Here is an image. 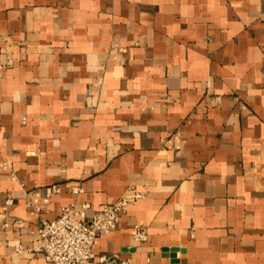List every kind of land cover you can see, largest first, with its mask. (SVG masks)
Instances as JSON below:
<instances>
[{
    "label": "crops",
    "instance_id": "obj_1",
    "mask_svg": "<svg viewBox=\"0 0 264 264\" xmlns=\"http://www.w3.org/2000/svg\"><path fill=\"white\" fill-rule=\"evenodd\" d=\"M133 193L96 258L264 264V0H0V264Z\"/></svg>",
    "mask_w": 264,
    "mask_h": 264
},
{
    "label": "built area",
    "instance_id": "obj_2",
    "mask_svg": "<svg viewBox=\"0 0 264 264\" xmlns=\"http://www.w3.org/2000/svg\"><path fill=\"white\" fill-rule=\"evenodd\" d=\"M78 192V188L73 191ZM142 197V193L122 195L114 203L104 204L91 216L87 214V203L74 202L63 207L57 217L39 224L35 251L43 255L47 264H108L106 256L95 257L93 248L96 239L114 230L128 206ZM11 204V199L5 203L6 206ZM133 240L138 243L147 240L141 225L134 227ZM19 250L20 247L17 248ZM120 264L127 262L122 261Z\"/></svg>",
    "mask_w": 264,
    "mask_h": 264
}]
</instances>
